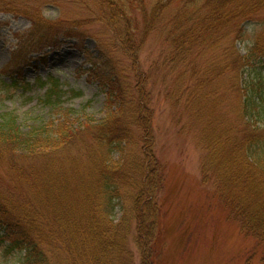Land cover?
<instances>
[{
  "label": "trees",
  "instance_id": "1",
  "mask_svg": "<svg viewBox=\"0 0 264 264\" xmlns=\"http://www.w3.org/2000/svg\"><path fill=\"white\" fill-rule=\"evenodd\" d=\"M71 1L84 4L111 41L88 34L84 20L45 17L46 4ZM177 2L165 35L163 60L174 83L166 100L182 110L183 130L196 134L205 152L204 184L215 185L243 230L264 247V74L258 69L264 27L252 47H243L245 24L263 13L264 0H0V14L31 23L27 44L75 40L109 105L106 118L76 128L79 136L65 124L54 133L42 120L27 128L0 114V167L9 171L0 172L6 255L19 252L21 264H136L128 241L136 221L142 264H153L165 169L148 130L153 115L137 94L141 82L132 84L120 57L133 60ZM88 39L97 55L86 49ZM46 83L41 104L54 113L65 94L56 80ZM26 160L34 165L23 166Z\"/></svg>",
  "mask_w": 264,
  "mask_h": 264
},
{
  "label": "rangeland",
  "instance_id": "2",
  "mask_svg": "<svg viewBox=\"0 0 264 264\" xmlns=\"http://www.w3.org/2000/svg\"><path fill=\"white\" fill-rule=\"evenodd\" d=\"M81 2L85 3V0ZM177 4L168 10L157 30L140 45L133 60L120 57L132 84L141 82L137 94L143 96L146 109L153 115L148 121V130L155 143L154 152L165 169L163 188L156 196L160 207L159 234L152 244L156 251L152 261L153 264H263L264 247L243 230L220 199L215 185L212 182L204 184L201 162L205 152L196 134L183 130L182 110L175 109L173 101L165 97L174 84L170 68L163 60L169 48L165 35L173 12L180 7L179 2ZM84 9V4L72 1L59 8L51 3L43 7L49 20L81 23L84 20L89 23L88 34L94 36L97 33L103 41H111L104 35L107 30L97 23L98 18ZM30 27L31 23L21 17L0 14V114L18 117L19 123L27 128H33L37 120H42L54 133L72 126L76 134V128L86 126L89 121L97 123L106 118L109 111L106 93L90 77L91 66L84 53L77 49L76 41L62 37L51 47L27 44L24 39ZM263 27L264 11L245 24L248 37L243 47H252ZM85 47L93 55L99 51L90 39ZM243 47L238 46L242 54ZM254 66L258 67L257 64ZM258 69L264 74V58ZM249 71L254 79L257 71L251 68ZM137 74L142 80L135 79ZM52 79L60 84L65 94L54 113L41 104L50 87L48 83L44 86L43 82ZM140 132L143 136L142 128ZM24 165L31 167L34 164L26 160ZM0 172L8 174L9 171L3 166ZM121 215L117 212L116 219ZM132 226L128 241L134 251V262L142 264L143 252L134 240L136 221ZM22 259L19 252L6 255L0 247V264H21Z\"/></svg>",
  "mask_w": 264,
  "mask_h": 264
}]
</instances>
